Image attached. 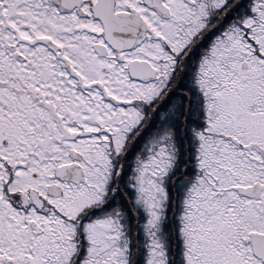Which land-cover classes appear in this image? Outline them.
Returning <instances> with one entry per match:
<instances>
[{
  "label": "snow or ice",
  "instance_id": "6c2138e0",
  "mask_svg": "<svg viewBox=\"0 0 264 264\" xmlns=\"http://www.w3.org/2000/svg\"><path fill=\"white\" fill-rule=\"evenodd\" d=\"M177 127L181 264H264V0H0V264H168Z\"/></svg>",
  "mask_w": 264,
  "mask_h": 264
},
{
  "label": "trees",
  "instance_id": "16d2710c",
  "mask_svg": "<svg viewBox=\"0 0 264 264\" xmlns=\"http://www.w3.org/2000/svg\"><path fill=\"white\" fill-rule=\"evenodd\" d=\"M150 135H145L139 137L134 143L133 146L129 149L128 157L129 163L126 168V175L131 172V162L130 158L133 157L137 152H140L141 156L147 155V148L144 147L147 143V138ZM177 142L178 146L180 147L181 151L179 153V159L176 162V165L172 172H170L169 176L165 180V186L170 193V200L167 202L165 206V214L163 219L161 220L160 224V238L164 244L166 249L167 255L170 257L168 264H181L180 261V254H181V246H180V239L178 232L176 229L178 228L179 221L177 219L178 214L180 212V200L179 196L183 195V190L187 187V182L184 181L183 177L185 175L191 176L195 173V168L188 165L184 173L177 175L180 172V166L186 163L184 159V137L181 135H177ZM188 151H192L191 148ZM191 158L189 157V160ZM176 177L175 181H173L172 177ZM173 200H175V204H173ZM114 203H120L118 200L114 201ZM126 210L129 209V206L126 202L122 205ZM137 213L139 214V219L135 216L127 217L123 222L125 223L126 227H128L129 232L131 233L135 226L139 227L142 225V222L145 219V214L142 209L137 208ZM133 226V227H132ZM130 227L132 228L130 230ZM127 231V233H129ZM145 242V240H144ZM134 240L131 242V247L133 250L137 252L135 254V264H144V257L146 255L147 249L144 247L143 244V237L137 239L136 245H134ZM147 243V239L146 242Z\"/></svg>",
  "mask_w": 264,
  "mask_h": 264
},
{
  "label": "rangeland",
  "instance_id": "374dc122",
  "mask_svg": "<svg viewBox=\"0 0 264 264\" xmlns=\"http://www.w3.org/2000/svg\"><path fill=\"white\" fill-rule=\"evenodd\" d=\"M133 227V226H132ZM128 228V227H127ZM132 228L130 227V230H131ZM128 232H129V229H128ZM127 235L129 236V237H131V242H133V240H134V245H136V243H137V239L138 238H142L143 237V244L145 245L146 243V237H145V235H144V233H143V229H142V226H139V227H137V226H135V228L133 229V231L130 233H127ZM159 236H160V234H158ZM144 240H145V242H144ZM135 251V250H134ZM136 252H137V248H136V251H135V254H136Z\"/></svg>",
  "mask_w": 264,
  "mask_h": 264
},
{
  "label": "flooded vegetation",
  "instance_id": "af4514ba",
  "mask_svg": "<svg viewBox=\"0 0 264 264\" xmlns=\"http://www.w3.org/2000/svg\"><path fill=\"white\" fill-rule=\"evenodd\" d=\"M155 125H154V122H153V124L149 127V128H147V129H145V131H144V133L141 135V136H145V135H151V130H152V127H154ZM177 135H180V133H179V128L177 127ZM127 203V202H126ZM128 205V204H127ZM128 229V228H127Z\"/></svg>",
  "mask_w": 264,
  "mask_h": 264
}]
</instances>
